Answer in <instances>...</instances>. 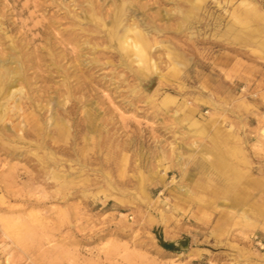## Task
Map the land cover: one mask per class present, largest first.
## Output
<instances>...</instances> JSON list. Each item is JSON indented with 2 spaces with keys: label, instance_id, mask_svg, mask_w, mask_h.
<instances>
[{
  "label": "rangeland",
  "instance_id": "obj_1",
  "mask_svg": "<svg viewBox=\"0 0 264 264\" xmlns=\"http://www.w3.org/2000/svg\"><path fill=\"white\" fill-rule=\"evenodd\" d=\"M0 264H264V0H0Z\"/></svg>",
  "mask_w": 264,
  "mask_h": 264
},
{
  "label": "bare ground",
  "instance_id": "obj_2",
  "mask_svg": "<svg viewBox=\"0 0 264 264\" xmlns=\"http://www.w3.org/2000/svg\"><path fill=\"white\" fill-rule=\"evenodd\" d=\"M128 41H131L133 43V45L135 47V54H136L137 58L142 61L144 59L143 52H145L144 51V45H142V43L139 42V40L137 38H133V39L129 38V39H127V42ZM4 224H5L6 229L12 228L11 223H9L8 220H4ZM10 231H12V230H10Z\"/></svg>",
  "mask_w": 264,
  "mask_h": 264
},
{
  "label": "trees",
  "instance_id": "obj_3",
  "mask_svg": "<svg viewBox=\"0 0 264 264\" xmlns=\"http://www.w3.org/2000/svg\"><path fill=\"white\" fill-rule=\"evenodd\" d=\"M160 241H161V240H160ZM161 244H162L166 249H170V248H171V244H170V243H167V242L161 241Z\"/></svg>",
  "mask_w": 264,
  "mask_h": 264
},
{
  "label": "water",
  "instance_id": "obj_4",
  "mask_svg": "<svg viewBox=\"0 0 264 264\" xmlns=\"http://www.w3.org/2000/svg\"><path fill=\"white\" fill-rule=\"evenodd\" d=\"M178 242H175L174 245H178ZM184 249H187V246L183 247Z\"/></svg>",
  "mask_w": 264,
  "mask_h": 264
}]
</instances>
